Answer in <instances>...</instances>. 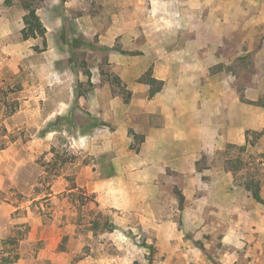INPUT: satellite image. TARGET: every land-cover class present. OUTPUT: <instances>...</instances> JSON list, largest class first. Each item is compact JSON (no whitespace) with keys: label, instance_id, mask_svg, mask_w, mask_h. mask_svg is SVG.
I'll return each instance as SVG.
<instances>
[{"label":"rangeland","instance_id":"1","mask_svg":"<svg viewBox=\"0 0 264 264\" xmlns=\"http://www.w3.org/2000/svg\"><path fill=\"white\" fill-rule=\"evenodd\" d=\"M174 1L0 0V201L18 207L0 218V264H264V128L197 161L199 172L230 173L223 217L197 222L182 178L136 160L142 136L130 121L161 91L157 69H212L228 81L226 102L252 105L255 94L264 104V54L254 51L264 26L237 56L242 34L218 41L233 27L211 26L220 16L207 9L188 31ZM24 3L45 39L22 38ZM239 122L231 116L232 131Z\"/></svg>","mask_w":264,"mask_h":264},{"label":"crops","instance_id":"2","mask_svg":"<svg viewBox=\"0 0 264 264\" xmlns=\"http://www.w3.org/2000/svg\"><path fill=\"white\" fill-rule=\"evenodd\" d=\"M192 1H174V5L181 8L182 20L188 31H192L191 26L202 18L199 11L207 9L213 12L212 16H220L211 26L233 27L229 33L220 32L218 41L230 40L231 31L242 34L237 56L249 54L253 50L251 44L260 40L264 26V0H205L203 4ZM250 8L257 11V15L246 19L245 11ZM236 11H241L243 17H238ZM198 40L205 39L195 36V41ZM206 40L209 41L208 38ZM187 41L190 46L192 40ZM255 48L258 54H264V46L258 50ZM217 49L218 46L212 47L206 55L214 57ZM199 70L206 73L199 74ZM211 70L193 69L194 74L190 71L180 75L177 69H157L155 79L164 83L161 91L143 101L139 107L141 117L130 121L134 134L142 136L136 160L142 162L146 169L158 166L160 172L169 169L182 178L183 196L188 207L193 209L197 222L201 221L203 212L223 217L220 211L228 208L230 201L226 192L230 191L233 182L224 164L212 165L206 172H199L197 161L200 155L225 151L233 137H238L236 143L241 144L246 142L245 132L264 128V104L258 102L259 96H247L252 105L241 102L238 96L233 103L226 102L230 87H225L224 82L228 84V81L221 80L224 73ZM255 93L259 94V91ZM137 104L134 102L135 109H138ZM232 115L240 119L234 131L230 124ZM128 140L130 142V138ZM3 185L4 181L0 180V190ZM17 209L7 201H0V218H9ZM4 230L0 225V239Z\"/></svg>","mask_w":264,"mask_h":264},{"label":"trees","instance_id":"3","mask_svg":"<svg viewBox=\"0 0 264 264\" xmlns=\"http://www.w3.org/2000/svg\"><path fill=\"white\" fill-rule=\"evenodd\" d=\"M22 7L26 10V15H24L23 17V24H24V28L22 29V38L24 40L28 39V38H36V37H41L43 39H45V33L46 30L43 27V25L41 24L39 18L37 17V15L35 14V8H32L31 6L27 5V4H22ZM43 43L45 44V40L43 41ZM153 83H157L159 85H162L161 81H156V80H152ZM159 89L157 90H152L149 93V96L152 97L156 92H158ZM248 141L247 139V135H246V142ZM243 148V147H242ZM4 149V145H2L0 147V150ZM252 195L254 196V198L259 199V192L257 190H254L252 192ZM14 260L18 259V256L16 255L14 258ZM11 261V263L14 262Z\"/></svg>","mask_w":264,"mask_h":264}]
</instances>
